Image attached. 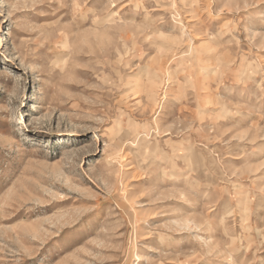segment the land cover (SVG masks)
Segmentation results:
<instances>
[{"label": "rangeland", "instance_id": "374dc122", "mask_svg": "<svg viewBox=\"0 0 264 264\" xmlns=\"http://www.w3.org/2000/svg\"><path fill=\"white\" fill-rule=\"evenodd\" d=\"M0 264H264V0H0Z\"/></svg>", "mask_w": 264, "mask_h": 264}]
</instances>
